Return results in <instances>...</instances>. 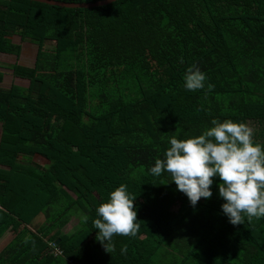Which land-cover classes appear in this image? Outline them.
Returning a JSON list of instances; mask_svg holds the SVG:
<instances>
[{
    "label": "trees",
    "instance_id": "1",
    "mask_svg": "<svg viewBox=\"0 0 264 264\" xmlns=\"http://www.w3.org/2000/svg\"><path fill=\"white\" fill-rule=\"evenodd\" d=\"M13 36L37 48L33 67L11 68L28 86L0 88V241L12 236L0 264H264V218L230 224L218 180L192 207L147 171L170 137L212 119L246 123L264 144V0L0 1V57L18 59ZM191 66L211 91L183 87ZM121 184L140 227L106 251L92 221Z\"/></svg>",
    "mask_w": 264,
    "mask_h": 264
},
{
    "label": "clouds",
    "instance_id": "2",
    "mask_svg": "<svg viewBox=\"0 0 264 264\" xmlns=\"http://www.w3.org/2000/svg\"><path fill=\"white\" fill-rule=\"evenodd\" d=\"M206 74L195 66L187 68L183 87L188 91H211ZM201 134L168 140L162 159H156L147 171L154 177L167 173L177 191L183 193L192 207L213 196L212 186L218 180V195L224 202L221 211L232 225L264 218V144L256 142L253 129L243 122L210 121ZM134 200L121 184L109 194L107 202L96 209L92 221L96 240L106 251L115 250V236L134 237L139 230ZM87 215L81 216L86 224ZM121 253L126 248H121Z\"/></svg>",
    "mask_w": 264,
    "mask_h": 264
},
{
    "label": "rangeland",
    "instance_id": "3",
    "mask_svg": "<svg viewBox=\"0 0 264 264\" xmlns=\"http://www.w3.org/2000/svg\"><path fill=\"white\" fill-rule=\"evenodd\" d=\"M12 43L13 44H20V46H22V43L20 42V39L17 37V36H13L12 37ZM25 42H23V44H24ZM52 46V43H46V46H45V49H49L50 47ZM36 48L37 47H33L32 48V50H29V51H27L26 50V52L27 53H30V54H33V53H36ZM2 58H4V57H2ZM32 60H30L29 62H30V64L32 63L31 62ZM13 62H15V58L14 57H11V56H9V57H7L6 59L4 58V60H2V61H0V70L3 72V71H5L4 72V82H3V84L1 85V86H3V87H9V85H8V83H9V80H10V77H8V76H10L11 75V73H10V71H11V68H12V65H13ZM17 62V61H16ZM3 69V70H2ZM9 70V71H8ZM8 71V72H7ZM6 75H8V76H6ZM13 84H18V86H22V87H27L28 86V81H22V82H16V81H14V83ZM38 84H36V86H34V91H36L37 90V88H38V86H37ZM31 161L32 162H35V164L36 163H38V164H40V165H46V161H44L43 159H41L40 157H38V156H35V157H33L32 159H31ZM24 163H27L26 161H24ZM42 221H43V218H42V216H39L37 219H35V221L33 222V227H35V226H37L38 224H41L42 223ZM76 221L75 220H73V221H71L68 225H66L63 229H64V232H70V231H72L73 230V228H74V226H76ZM12 236L10 235V234H8L7 235V237H3L2 238V240L0 241V251H1V249L3 248V246L9 241V239L11 238ZM54 264H62L60 261H56Z\"/></svg>",
    "mask_w": 264,
    "mask_h": 264
},
{
    "label": "crops",
    "instance_id": "4",
    "mask_svg": "<svg viewBox=\"0 0 264 264\" xmlns=\"http://www.w3.org/2000/svg\"><path fill=\"white\" fill-rule=\"evenodd\" d=\"M33 47H36L35 45H32V44H30V43H28V42H25L24 44L22 43V46H21V48H20V54H19V57H18V59L17 60H15V62H13V64H17V65H19V66H22V67H27V68H31V67H33V64H34V60H35V56H36V53H33V54H30V53H27L26 52V50L27 51H29V50H32V48ZM36 51V50H35ZM2 57H4L5 59L7 58V57H9V56H4V55H2L0 58H2ZM30 60H32L31 62V64H30ZM17 61V62H16ZM1 69V68H0ZM3 70V69H2ZM9 71V70H8ZM7 71V72H8ZM4 72L5 71H1L0 70V73L2 74H4ZM10 73H11V75L10 76H8V75H6V76H8V77H10V80H9V83H8V85H9V87H10V85H12L13 83H14V81H18V82H22V81H27V80H24V79H19V78H15V77H13V75H12V71H10ZM2 74V80H1V83H0V88H2V89H8L7 87H3V86H1L2 84H3V82H4V75ZM15 85H18V84H15ZM21 86V85H20ZM22 87V86H21ZM0 135H1V125H0Z\"/></svg>",
    "mask_w": 264,
    "mask_h": 264
},
{
    "label": "water",
    "instance_id": "5",
    "mask_svg": "<svg viewBox=\"0 0 264 264\" xmlns=\"http://www.w3.org/2000/svg\"><path fill=\"white\" fill-rule=\"evenodd\" d=\"M29 1L37 2L40 4H45L48 6L65 8V9H92V8L109 5L118 0H103V1L95 2V3H82V4H67V3H61V2L52 1V0H29Z\"/></svg>",
    "mask_w": 264,
    "mask_h": 264
},
{
    "label": "built area",
    "instance_id": "6",
    "mask_svg": "<svg viewBox=\"0 0 264 264\" xmlns=\"http://www.w3.org/2000/svg\"><path fill=\"white\" fill-rule=\"evenodd\" d=\"M0 1H5V0H0ZM54 255L55 256H60L61 252L59 250H55ZM67 264H74V263L72 261H67Z\"/></svg>",
    "mask_w": 264,
    "mask_h": 264
}]
</instances>
